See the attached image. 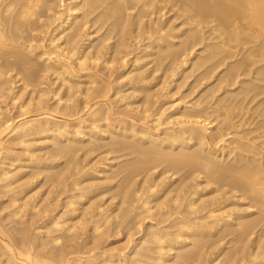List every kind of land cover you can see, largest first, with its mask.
<instances>
[{
    "label": "bare ground",
    "instance_id": "obj_1",
    "mask_svg": "<svg viewBox=\"0 0 264 264\" xmlns=\"http://www.w3.org/2000/svg\"><path fill=\"white\" fill-rule=\"evenodd\" d=\"M262 75L264 0H0V264H264Z\"/></svg>",
    "mask_w": 264,
    "mask_h": 264
},
{
    "label": "rangeland",
    "instance_id": "obj_2",
    "mask_svg": "<svg viewBox=\"0 0 264 264\" xmlns=\"http://www.w3.org/2000/svg\"><path fill=\"white\" fill-rule=\"evenodd\" d=\"M62 8V7H61ZM262 76H264V75H262ZM76 82H78V86H79V84H80V88L81 87H83V86H85V80H78V81H76ZM55 84H57L58 85V83H55ZM55 84H54V87H56L55 86ZM16 90H17V88H16ZM78 97V96H77ZM54 101V100H53ZM53 101L51 100V102L50 103H53ZM6 102V101H5ZM22 102V101H21ZM4 103V102H3ZM3 103H1V106H2V108L4 109L5 108V105H7V103H8V100H7V102L6 103H4V106L2 105ZM8 107L10 106V105H7ZM7 106H6V108H7ZM15 107L16 106H14L13 107V111H11V113H13V112H15L16 110H15ZM12 108V106H10V108H7V109H11ZM12 110V109H11ZM108 147L107 146H101L100 148H98L97 149V151L96 150H94V152L92 153L91 152V156H90V154H87V156H86V158L85 157H83V151L84 150H86V148H84V149H81V150H79V152H78V156H79V158L80 159H83L84 158V163H85V160L87 161V162H89V161H94L95 159H96V157H99L101 154L102 155H104L103 153H105L104 151L107 149ZM41 149V150H40ZM39 150H38V152H42L43 153V151H45L44 149H46L47 150V148H45V147H42V148H40ZM19 152L20 150H19V148H13V150H12V152L14 153V152H17V151ZM83 150V151H82ZM100 150V151H99ZM17 152V153H18ZM100 153V154H99ZM108 156H109V154H108ZM66 159L65 158H61V159H59L58 161H56L57 163V165H59V166H61V165H64L63 163H64V161H65ZM89 160V161H88ZM23 169H25V168H23ZM26 170V169H25ZM26 173H27V171H26ZM27 175V174H26ZM111 175V171L109 170V169H107V170H105V171H103L101 174H99V176L97 177V174H95V173H93V174H87L86 176H84L83 175V177H81L80 179H79V181H80V185H82V183H83V186H84V184L86 185L88 182V184H92L93 185V187H94V189H93V191H94V193L92 192L91 194H90V198L91 197H96L95 198V200H98L99 201V203H102V204H104V205H108L107 207H109V208H113V206H114V204H116V202H117V200H118V196H116V190H115V187H116V184H117V180H113L112 179V177L110 176ZM67 175H65V177H66ZM111 177V178H110ZM41 178V177H40ZM40 178H36V179H34V182L32 183V185L29 187V190H30V194H34V195H36L35 196V198L37 199V200H39L41 197H43L44 195H46L45 194V191H46V188L48 187L47 186V184L46 185H43V187H41V185H42V179H40ZM107 178V179H106ZM103 180H105V181H103ZM107 180V181H106ZM110 180V181H109ZM112 180V181H111ZM105 182V183H104ZM95 185V186H94ZM97 190V191H96ZM92 194H94V195H92ZM105 194V195H104ZM50 195H52V193L50 194ZM49 195V196H50ZM55 195V193H53V195L52 196H54ZM100 195V196H99ZM103 195H104V197H103ZM51 196V197H52ZM64 197V195H62V196H60L59 197V199H62ZM106 197H107V199H106ZM89 197L87 196V197H85V198H83V200H81V204L83 203V204H85L88 200ZM102 198V199H101ZM85 199V200H84ZM112 200V201H111ZM114 200V201H113ZM109 201V202H108ZM111 204H112V206H111ZM80 207H81V205H79ZM108 208V209H109ZM79 211H80V209H79ZM75 221V220H74ZM40 230V229H39ZM39 230L36 232L35 231V233H38L39 232ZM79 230H81L80 231V233L83 231V233L85 232V229H79ZM41 232H42V230H41ZM44 232V231H43ZM112 234V235H111ZM82 237H80V239H79V241H81V240H83V239H85V234H80ZM122 235V236H121ZM110 236V237H109ZM113 236V237H112ZM125 235H124V233L122 232H119V234L118 233H109V235H104L103 237V240H104V242L102 243V245H101V247L102 248H104L105 249V251L107 250H111V251H113V252H115L117 249H118V247L120 246V248L121 247H124V245L123 244H125V239H126V237H124ZM138 236V234L135 236V237H137ZM125 241V242H124ZM217 244V243H216ZM216 244L214 245H212V247L210 246V251L213 253L214 251V253L213 254H211V258H210V260L208 261V262H210V264H223V262H224V260L222 261L221 260V257H222V255H219V256H217L218 255V253H217V250H220V249H222L223 247H226V246H228L226 243L224 244V242H222V245H217V247H219L218 249H216L217 247H216ZM115 246V247H114ZM216 247V248H215ZM107 248V249H106ZM111 248V249H110ZM116 248V249H115ZM215 248V249H214ZM103 249V250H104ZM223 259V258H222ZM219 260V261H218ZM221 260V261H220ZM214 262H216V263H214ZM173 263V261L171 260V261H169V262H167V264H172ZM174 264V263H173Z\"/></svg>",
    "mask_w": 264,
    "mask_h": 264
}]
</instances>
